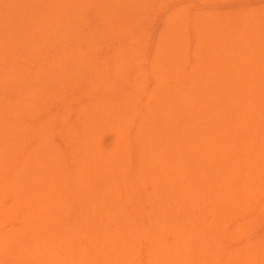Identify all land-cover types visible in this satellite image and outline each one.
Returning <instances> with one entry per match:
<instances>
[{"label": "bare ground", "instance_id": "1", "mask_svg": "<svg viewBox=\"0 0 264 264\" xmlns=\"http://www.w3.org/2000/svg\"><path fill=\"white\" fill-rule=\"evenodd\" d=\"M138 1L22 3L40 7L21 11L32 18L19 21L21 38L17 10L11 22L0 8L9 25L0 29V219L14 213L35 238L46 232L40 239L50 241L36 248L46 264H262L264 68L249 63L248 42L235 43L241 33L229 37L240 48L220 51L224 60L207 46L198 63L174 50L134 63L119 23L131 29L125 17L142 9ZM47 92L64 103L59 122L48 117L52 96L30 125V106L40 109Z\"/></svg>", "mask_w": 264, "mask_h": 264}, {"label": "rangeland", "instance_id": "2", "mask_svg": "<svg viewBox=\"0 0 264 264\" xmlns=\"http://www.w3.org/2000/svg\"><path fill=\"white\" fill-rule=\"evenodd\" d=\"M0 1H1L0 2L1 3L0 8L2 7L1 11H2L3 16H5L7 14V17H8L7 20H9V18H10L11 22L18 20L17 21V23H18L17 27L20 26V24H21V23L19 24L20 20L26 19L25 22H30L29 20L32 19V18L30 19L29 16H28V18H24V15H22L23 12H21V11H25V13H26V11L29 12L31 9L33 10L34 8L37 9L38 7H40V6H38L40 0L39 1L34 0V3L35 2L38 3V4L36 3V5L38 7L36 6V7H31V8H28V7L29 6H35L34 4L31 5L33 0H29L30 2H28V3L25 2V0H22V1H20V0H4V1L0 0ZM26 1H28V0H26ZM140 1H138V2H140ZM22 3L25 5H28L30 3L27 7L28 10L26 9V7L25 8L23 7L24 5ZM142 3H143V5L141 6L142 9L138 8V10L136 12V16H134L132 18V16L135 14V13H133V14H130V18L125 17V22H127L128 19L133 20V26H131V29L134 28L136 30L129 29V31L127 32V30H128L127 29V30L123 31V29L125 28L124 23L123 22L119 23V24H121V29H119L120 32L122 30L120 35L123 34L122 36L125 39L124 40L125 43L127 42L126 44H128L129 46L131 45L132 47L135 46L136 51H135V49H134V51L137 53V56L135 59L136 61H134V63H136L137 61L139 63L142 62V58H144V60H145L147 56L153 57L156 50H159V51L160 50L161 51L162 50H171V52L173 50L174 51H181V54H180L181 57L187 58V54H189L188 58L190 57L191 60L193 59L192 60L193 63H198L199 60H197V57L200 58V55H201V60L203 59L202 61L208 60V57H210L209 55L212 53V52L210 53L209 50H212L215 52L219 51L218 54L222 55L221 53H223V52L227 53L224 49V46H226V48L229 44L231 46L232 45L237 46V44L240 41V44L243 42L242 43L243 45H245L244 44L245 42H248V45L250 44V47L252 49L251 50L252 56H249V55H251L249 53L247 58L250 57L249 63L252 64V62H253V65L256 62V64L254 66L250 64L254 68V71L257 72L258 71L257 69L261 70L262 68H264V64H262V61H264V0H147V1L142 0ZM139 4L141 5V3H139ZM6 5L7 6L11 5V6L8 7V9H7ZM4 6H6V7H4ZM21 6L25 10L24 9L22 10V8L20 9ZM10 9H13V10L16 9L17 11L15 10L16 11L15 13H17V14H19L21 12V16H20V14H19V17L17 16V14L16 15H15V13L13 14L12 13L13 10L10 11ZM119 10H120V8H119ZM3 11H5V13ZM35 11L36 10H34V12H33L34 15H36ZM120 11H123V9H121ZM11 13L16 17V20H14L15 17ZM2 14H1V16H2ZM30 16H32V14H30ZM2 17L0 18L1 19L0 20V25H1L0 29L4 30V28H6V26L8 27L9 25L6 24V26H5L4 22H6L7 20L5 19V17H4L5 20H3ZM23 20L20 22H22V24H21L22 27H25L26 24ZM27 26L30 27L32 25L27 24ZM17 29H18L17 35L20 36V38L23 37V33L21 31V26L18 27ZM35 31L36 30L33 31V27H32V33ZM19 32H21L22 34H20ZM38 32H40V31L38 30ZM128 33H129V36H127ZM237 33H241V34L239 35ZM170 35H172V36H170ZM235 35L236 36L239 35L240 38L242 37V40L241 39L238 40L237 38H239V37H236ZM211 36L213 37L212 38L213 41H216L215 43L212 41ZM244 36H245V39H243ZM171 37H172V40H171ZM226 37H228V38H226ZM229 37L230 38L232 37L233 39L236 38V40H238V41L236 42L235 39H234V41L237 44L236 45L231 44V42L233 43V41H232L233 39H229ZM217 38H219V39H217ZM223 39H224V41H223ZM225 39L226 40L228 39L227 40V42H229L228 44H227ZM218 40H220L221 42ZM205 44H206V46H205ZM210 44L213 45L212 47L215 46L216 49H218V50H216V49L213 50L215 47L211 49ZM240 44H238V45L240 46ZM128 45H126V46H128ZM200 45L202 47L205 46L206 48L204 49V47L202 48ZM209 45H210V47H209ZM207 46H208L209 50L207 49ZM239 46H237V48H240ZM204 50H206V51L204 52ZM226 50L230 51V47L227 48ZM220 51H222V52L220 53ZM104 52L105 51H102L101 52L102 54L99 53V54H97V56L103 57ZM162 52H164V51H162ZM201 52H202V54H201ZM215 52H214L215 57H218V56H216L217 53H215ZM3 53L1 52V54L4 55L3 58H6L7 52L3 51ZM196 53L199 54V56H197ZM191 55H193L194 57L193 56L191 57ZM225 55H224V57H225ZM221 57L223 58V55ZM28 58H30V57H25V59L23 60L24 61L23 63H25L26 65L29 64L32 66L33 62L32 63L30 62V60H32V58H30V59H28ZM194 59H196V61ZM221 59H219V60H221ZM223 60H224V58H223ZM227 60H229V59H227ZM227 60H226V62H227ZM172 62L177 64V60L172 61ZM226 62L224 63L225 65H226ZM230 63H231V61H230ZM235 63H237V61ZM235 63H233L232 65L234 66ZM176 67H177V65H176ZM189 67H190L189 64H186V72L187 73L190 72ZM237 67L238 66L235 65V67L231 68L229 65V68L232 69L233 71L237 70L236 69ZM260 67H262V68L260 69ZM168 69L175 70V67L169 65ZM230 69H229V71H232ZM239 73L244 74L245 72L243 73L242 71H240ZM257 73L264 75V72L258 71ZM246 76H247V74H246ZM260 77H261V75H260ZM262 77H264V76H262ZM262 79H264V78H262ZM149 80L148 81L151 84L155 83L154 79L152 77L149 78ZM262 83H264V81H262ZM59 89L60 88H58V90H57L58 91L57 95L59 93H61L60 92L61 90L63 92L65 91L64 88L60 89V90ZM96 90H98V89H96ZM68 91L70 93L72 92V90H69V89H68ZM110 91H113V90L110 89ZM110 91H109V93H111ZM67 92H64V94ZM77 93H79V91ZM77 93H74V94H76V97L74 95L75 99L78 97ZM88 93H89V91H88ZM102 93H99V95H102V97H103L104 94H102ZM55 94L49 95V92H47L45 97H44V95H41V98H43V100L41 99L42 101L40 100L42 102V103L40 102L41 108L39 109L37 106L35 107L34 105H38L39 103L37 104V102L36 103L33 102V105L30 106L31 111L29 110V113L31 115L32 114H34V115H32V116L28 115V118L30 120L27 119V117H25V118H23V121L29 120V123L31 125L32 124L31 122H33L35 120L34 117H36V116L43 117V115H41V114L44 112V110L46 111V109L50 110V107L48 108V105L49 106L51 105V103L48 104L47 102H46V104H47L46 105L44 98H47V100H49ZM69 95L67 97H69ZM54 97H53V99L49 100V101H52V105H53V106H51V111H48V110L47 111L52 112L53 114L55 113L58 117V116H61V113L58 114L59 112H56V111H58V110H56V108L61 109V104L63 102L62 103L60 102L61 103L60 105L57 104V99L58 98L60 99L61 95H60V97H56V96H54ZM82 97H84L83 94H82ZM54 99H56V104L58 105V107L55 104ZM59 99H58V101H59ZM63 99L66 100L65 98H63ZM70 99L72 100V98H70ZM78 100L77 101L75 100L76 102L73 101L74 102L73 105H78L81 102V100L84 101V99H81L79 102H78ZM43 104H44V106H43ZM68 104H70V102ZM63 105H64V103H63ZM65 105L67 106V104H65ZM68 107H70V106H68ZM33 108H34V110H32ZM62 109H66V107H64ZM59 111H61V110H59ZM46 112H44V114H46ZM69 112L74 114V115L76 114L72 110H69ZM76 112L78 114V111H76ZM26 113L28 114V111ZM52 113L50 114L51 117L50 116H48V117L51 119V121H53L52 118H54L55 121H58V120H56L57 117L55 116V114L52 115ZM64 113H62V114H64ZM67 114L69 115L68 112H67ZM67 114H64L63 116L66 117ZM52 116H54V117H52ZM75 116L77 117V115H75ZM48 117H45V118H48ZM74 117L71 116V119L73 118V122L75 119L78 120V118L75 117V119H74ZM61 119H62V117H61ZM63 119H65V118H63ZM59 120H60V118H59ZM60 121H62V120H60ZM67 121H69V120H67ZM64 122L62 121V123H64ZM69 122H71V121H69ZM69 122H67V123H69ZM77 123H75V124H77ZM53 125L55 127V124H53ZM77 126H79V124ZM54 127H52V128H54ZM73 127H75V126L73 125ZM74 129H76V131L78 130L77 128H74ZM80 130H81V128L79 129V133H80ZM52 132H54V131H52ZM100 133H101V136L104 137V139H102L103 144H107L108 141L110 142L112 137L109 133H108L109 136L107 135V132H105L106 133L105 134V133L100 131ZM55 134H57V133L55 132L54 134L51 135V137L58 140V138H56L58 136V134L56 137H54ZM33 138H36V137H33ZM29 139H31V138L29 137ZM56 142L59 143V147H60L61 146L60 144H62L60 139ZM56 142H55V144H57ZM12 214L14 216V213H11L10 216H8V217L10 218ZM9 218L8 219L3 218L4 220L0 219V226H2L0 228V230L3 229L2 233L0 231V238L2 237V235L5 236V237H2L3 241H2V239L0 240V242H2L1 243L2 246L0 245V264H46V260H44V258L41 257L40 254H38L39 250H36V248L38 249V247L43 246L44 243L46 245L48 243V241H50L49 238L47 237V235L44 237V239H40V236H42L46 232L38 233L39 234L38 238H35V235H34L35 232L34 231L25 232L23 229H21L20 224L17 225L18 224L17 220H20V219L17 218L16 219L17 223H16L14 221V219H12V221H11V219H9ZM25 223H27V222H25ZM4 229H5V232L10 230L11 235L9 237L6 235V233H4ZM7 229H9V230H7ZM257 229L258 230L262 229L261 232L264 231V224H262V228L258 227ZM55 232H58V230L53 231V233H55ZM49 236L51 237V235H49ZM53 238H56L57 241L60 240V237L58 238V234L54 235ZM53 238L51 237V240ZM7 239H8V241H6ZM16 242H20V245L19 246L17 245V248H13V246ZM110 248H111V246L108 249H110ZM34 249H35V251H34ZM108 252H110V251H108ZM63 256L64 255L62 254V256H60V257L64 258L65 256L64 257ZM9 258H10V260H9ZM11 258H12V260H11ZM94 259H95V257H94ZM40 260H42V261H40ZM141 263L142 262H139V264H141ZM91 264H95V262H91ZM262 264H264V263H262Z\"/></svg>", "mask_w": 264, "mask_h": 264}]
</instances>
